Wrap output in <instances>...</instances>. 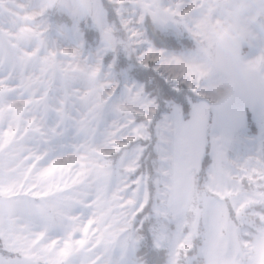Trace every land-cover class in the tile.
<instances>
[{
  "label": "rangeland",
  "instance_id": "rangeland-1",
  "mask_svg": "<svg viewBox=\"0 0 264 264\" xmlns=\"http://www.w3.org/2000/svg\"><path fill=\"white\" fill-rule=\"evenodd\" d=\"M108 1L116 5L118 17L126 15L128 5L135 2ZM186 2L191 7L185 9V16L199 15L194 34L205 47L196 53L165 51L151 43L147 31L145 36L157 51L178 58L189 56L193 62L187 65L186 83L191 81V73H202V83L207 88L225 87L219 83L223 74L218 71L216 59L225 44L237 39L242 45V63L258 67L264 74V0ZM101 3L102 0H0V204L16 205L10 206L14 212L10 215L16 216L3 220L0 227V251L23 264H140L136 258L140 241L133 222L150 200L149 176L139 174L131 182L117 180V158L109 155L121 149L124 150L119 156L127 155L131 149L135 161L131 171L136 172L143 149L129 144L147 138L154 112L145 108L131 89L142 84L118 75L114 59L104 63L105 53L126 54V47L108 22ZM53 9L73 18L75 25L50 22L46 15ZM85 18L98 31V50H85L83 33L76 26ZM192 27L186 25L188 29ZM158 30L173 36L184 34L174 27ZM202 68L207 71L201 72ZM176 76L180 78V74ZM203 105L207 118L200 146L203 152L204 144H208L212 163L207 172L225 176L232 174L235 167L241 173V183L260 184L264 173V117L251 118L255 127L252 134L246 129L248 121L244 129L220 126L215 105L210 121L208 105ZM171 107L156 126L165 117L175 120L174 109L178 110L180 122L192 119L194 113L189 120H182L181 109ZM228 131L231 139H220L219 133L224 138ZM155 132L157 179L152 184L159 191L152 207L156 223L151 231L157 247L166 249L170 240L169 214L179 211L177 200L192 198L200 166L195 152L187 159L177 156L165 127L155 128ZM220 140L226 157L212 161L213 141ZM89 152L93 153L92 159ZM41 165L49 177L65 170L73 172V176L68 183L38 190L30 178ZM76 169L80 175H75ZM86 181L92 182L90 189L82 187ZM130 183L138 191L142 188V203L136 213L125 214L121 220L119 214L133 203L123 198ZM168 188L176 195L165 209L161 201ZM105 194L112 197L110 203L102 200ZM96 205L101 206V212L89 214L81 224V208L93 209ZM258 206L257 200L243 204V208ZM19 237L30 238V244L22 243ZM181 252L183 249L170 254L168 264H179ZM209 259L210 264H221L214 250L209 251Z\"/></svg>",
  "mask_w": 264,
  "mask_h": 264
},
{
  "label": "clouds",
  "instance_id": "clouds-1",
  "mask_svg": "<svg viewBox=\"0 0 264 264\" xmlns=\"http://www.w3.org/2000/svg\"><path fill=\"white\" fill-rule=\"evenodd\" d=\"M190 7L191 4L186 0H135L128 5L127 14L110 20V25L126 47L128 58L138 57L144 49L146 30L149 27L158 29L160 19H167L170 24L174 22L191 41V53H196L206 45L194 34L199 27V15L185 16V9ZM187 24H192L193 27L188 29ZM180 59L181 63H170L166 58L163 66L165 71L180 74L181 80L188 79L187 65L193 61L189 56ZM206 71V68L201 69V72ZM88 155L89 159H92L93 153L89 152ZM115 167L117 180L124 179L131 182L137 178L136 173L131 171L135 167L131 149L128 150L127 155L122 154L117 157ZM146 172L145 169L140 175H145ZM231 172L232 174L225 176L203 172L195 181L192 198L175 202V206L180 211L169 214L167 228L170 240L165 249V264L168 255L181 249L186 259H182L180 264H210V250L215 251L221 264H264V173L260 177L262 182L257 185L241 183V173L235 167ZM74 173L80 175V170L76 169ZM72 176L73 172L65 170L49 177L41 165L30 179L38 190H41L50 189L53 184L60 182L68 183ZM148 176L150 201L145 205L144 210L138 213L137 220L133 223L137 224L145 217L149 219L137 233L138 236H143L146 232L151 235L148 230L156 223L152 207L156 205L155 194L159 190L154 188L152 181L157 177L153 173H148ZM77 182L73 180V183ZM82 187L90 189L92 182L86 181ZM129 189L124 193L123 198L126 202L131 200L133 203L128 204L124 213L119 214L121 220L125 214L136 213L142 203V188L138 191L137 188L131 187L130 183ZM163 195L164 200L161 204L167 209L168 202L176 193L168 188ZM111 199L112 197L107 194L102 197L106 203H110ZM248 200H257L259 206L243 208L244 202ZM100 212V205H96L93 209L81 208L80 223L82 224L89 214L98 215ZM19 239L25 244L31 242L30 238L19 237ZM20 264L23 262L20 261Z\"/></svg>",
  "mask_w": 264,
  "mask_h": 264
},
{
  "label": "snow or ice",
  "instance_id": "snow-or-ice-1",
  "mask_svg": "<svg viewBox=\"0 0 264 264\" xmlns=\"http://www.w3.org/2000/svg\"><path fill=\"white\" fill-rule=\"evenodd\" d=\"M169 27H174L180 31L174 22L170 24L167 19L159 20L158 29H165ZM180 32L183 33L182 31ZM85 34L88 37H92L94 33L91 31H86ZM143 44L144 49L141 50L137 60L144 68L154 70V72L144 74L143 78L145 79V84L147 87L153 89L154 93L161 101L167 100L169 98L168 87L175 85L176 91L179 92L181 89L187 88L197 97L204 98V104L209 106L221 105L234 90L245 87H251L255 93L254 99L264 103V88H262L259 93H257V90L253 84L240 77L234 66L228 62H223L220 65L223 75L221 76L219 83L225 87L221 89H210L207 88L204 83H202V73H191V82L186 83L185 81L188 79L181 80L180 78H177L176 74L170 71H165L163 64L166 58L170 63H181V59L175 56H168L166 53L155 50L146 40L143 41ZM85 46L87 47L86 43ZM98 49L99 43L96 41L94 51ZM109 58L112 59L111 54L105 53L104 62H109ZM120 62L121 56H118L115 59L114 65H119ZM157 74H159L160 77H163L164 80L168 81L169 84L165 85L163 80L157 79ZM131 89L137 94L144 107L151 108L154 112L151 121L148 124L149 138L151 139V131L153 130V124L155 123L154 117L157 114V103L150 97L145 96L143 87L133 85L131 86ZM169 107H171V105H169ZM173 111L176 115L175 120L170 121L168 117H165L164 122L160 125H157L156 129H159L160 127H165L167 129L166 134L168 135L177 156L187 159L190 158L195 152L196 156L198 157L201 171H204V155L209 152L208 144H204L203 153L201 152L200 146V136L205 124L204 107L201 106L200 108H197L192 119L187 123L180 122L178 110L174 109ZM245 119V111L238 110L233 112L231 115V120L234 124H243ZM211 155L212 161L226 157L225 147L220 144V142L213 141ZM0 264H20V261L18 258H14L11 254L0 251Z\"/></svg>",
  "mask_w": 264,
  "mask_h": 264
},
{
  "label": "trees",
  "instance_id": "trees-1",
  "mask_svg": "<svg viewBox=\"0 0 264 264\" xmlns=\"http://www.w3.org/2000/svg\"><path fill=\"white\" fill-rule=\"evenodd\" d=\"M101 4H102V8L106 13L107 20L109 23L110 20L114 19L115 17H118L115 10L116 8L115 4H113L111 1L108 0H102ZM46 16L50 20V22L55 23L57 25L67 26V27H71L75 25V21L73 20V18H71L66 13L59 11L57 9L48 11ZM76 26L79 29V31L83 33L84 41L87 44L86 47L84 43L85 50L90 51L93 47H95V42L96 41L99 42V35L97 29L92 25L91 20H89L88 18L81 20L79 23H77ZM86 31L93 32L94 33L93 36L88 37L85 34ZM146 31L148 32L149 40L157 48H161L164 49L165 51H173V52L192 51V43L189 40V38L186 36V34H183L181 36L167 35L159 31L158 29H153L151 27H149ZM118 56H121V62L119 63V65H114V70L117 72V74L126 75L131 80L136 81L139 84H142L144 93L148 95V97L154 99V101H156L157 103V114L154 117L155 123L153 124V130L151 131V139L149 138V129H147L148 135L146 139L144 140L137 139L136 141H134V143L129 144V146L138 145L143 149L139 157V167L135 172L136 176L139 175L141 172H145V169L147 170L145 174L148 176V173H153V174L155 173V169L157 167V161H158V154L157 151L155 150V145L157 140L156 132H155L156 124L158 121L161 120L163 114L170 112L172 107H169V105L178 106L182 112V117H181L182 120H189L191 116L192 107L197 103H204V98L197 97L195 94L191 93L187 88H183L178 92L176 91L175 85H171L168 87L169 98L167 100L161 101L156 96L153 89L147 87V85L145 84V79L143 78L144 74L154 72V70L144 68L140 64H137L134 58H128V56L125 53L123 52L121 53L120 51H117L116 53H111L112 59L109 58V62H111L114 59V63H115V59ZM157 79L163 80L165 85L169 84V82L164 80L163 77H160L159 74H157ZM213 108L214 105L212 106L208 105V115L210 121L212 120ZM251 118L252 117L248 113L247 114L248 122L246 129H248L247 130L248 132H251L253 134L255 131L254 130L255 127L250 122L252 121ZM123 150L124 149H121L119 152L109 155V158L111 159L117 158V156H119V154ZM210 163H211V157L209 150V152L204 155V171H201V168L199 167L200 174L208 171ZM147 183L149 187V179L147 180ZM149 201L147 202V204H149ZM144 207L141 209V211L144 210ZM137 217L138 214L136 216V220ZM148 219L149 217H145L144 220H140L139 223L137 224L133 223L136 233H139L141 231V229L145 225V221ZM148 232H150L151 235H148V233L146 232L145 235L138 236L140 241L139 248L137 249L136 252V258L138 262L140 264H165V248L157 247L151 228L148 230ZM184 257H185L184 252H181L179 264L180 261L184 259ZM168 260H169V255L167 257V264H168Z\"/></svg>",
  "mask_w": 264,
  "mask_h": 264
},
{
  "label": "crops",
  "instance_id": "crops-1",
  "mask_svg": "<svg viewBox=\"0 0 264 264\" xmlns=\"http://www.w3.org/2000/svg\"><path fill=\"white\" fill-rule=\"evenodd\" d=\"M229 48L231 49L230 53H228ZM220 49L221 47H218V50ZM219 52H220V55L224 57L223 62H228L232 66H234L236 72L240 75V77H242L243 79L253 84V86L257 90V93H259V91L262 88H264V74L262 73L260 74L261 72L260 69L258 70V67L249 68V66L246 67L244 63H242V60H241L242 45L238 39L237 41L228 42L227 45L225 44L224 47ZM221 56L220 58L217 57L216 63H217V68H218L219 73L223 74L222 69L220 67V65L223 63L221 62ZM227 56H231L230 60L227 59ZM254 96H255V93L251 87L239 88V89L234 90L229 95V97L221 105L218 106V112L220 115V119H219L220 126L223 124V126L226 125L227 127H233V130H236L239 128L244 129L246 125L248 113L250 114L251 117L263 118L264 117V103H261L259 100L254 99ZM203 104L204 103L195 104L191 113H194L197 108H200L201 106H203L205 109V119H206L207 118V108ZM238 110L246 112V119L243 122V124H234L231 120L232 113ZM218 112H217V120H218ZM205 131H206V128L204 126L201 133L204 134ZM230 133L231 131H228V133H226L223 136L224 138H221L220 133H219V137L220 139H226L229 141L231 139ZM219 142L221 143L222 140H220ZM184 201H187L185 197H184ZM12 205H15V204L14 203L10 205H7V204L5 205V203L0 204V227L1 228L3 227V220L8 219L9 217H12V216H16L14 214L10 215L14 213L11 211ZM178 210L180 211V209L176 207V211Z\"/></svg>",
  "mask_w": 264,
  "mask_h": 264
}]
</instances>
